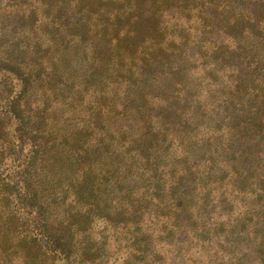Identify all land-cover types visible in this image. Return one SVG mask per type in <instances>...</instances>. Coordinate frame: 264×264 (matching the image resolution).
I'll list each match as a JSON object with an SVG mask.
<instances>
[{
    "label": "trees",
    "instance_id": "1",
    "mask_svg": "<svg viewBox=\"0 0 264 264\" xmlns=\"http://www.w3.org/2000/svg\"><path fill=\"white\" fill-rule=\"evenodd\" d=\"M0 264H264V0H0Z\"/></svg>",
    "mask_w": 264,
    "mask_h": 264
}]
</instances>
